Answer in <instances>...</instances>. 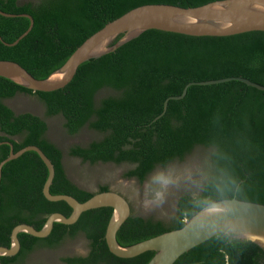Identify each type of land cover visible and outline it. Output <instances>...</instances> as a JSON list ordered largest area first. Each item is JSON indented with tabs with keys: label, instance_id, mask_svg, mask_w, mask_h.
Wrapping results in <instances>:
<instances>
[{
	"label": "trees",
	"instance_id": "obj_1",
	"mask_svg": "<svg viewBox=\"0 0 264 264\" xmlns=\"http://www.w3.org/2000/svg\"><path fill=\"white\" fill-rule=\"evenodd\" d=\"M214 0H0V10L28 13L31 30L17 44L0 40V59L19 63L43 79L59 68L88 36L126 11L143 4L167 3L193 7ZM29 25L26 17L0 15V36L12 43ZM120 37L117 36L112 43ZM242 76L264 85V31L228 36H190L149 29L113 52L81 63L64 87L40 92L0 76V161L27 145L38 146L54 166L51 194H68L85 201L93 193L74 185L61 164L62 152L44 137V120L29 112L15 115L2 102L16 92L36 95L48 116L61 115L70 135L87 127L102 134L69 153L90 163H129L125 172L143 181L157 165L162 167L199 147L204 181L198 194L184 193L169 222L130 214L116 233L122 246L177 229L211 201L235 197L264 204V90L237 80L211 85L190 81ZM102 90H109L99 97ZM103 96V95H102ZM14 137H17L14 138ZM10 143V144H9ZM47 168L34 151L6 162L0 180V245L8 246L10 232L19 223L40 229L49 214L69 215L66 202L49 201L42 193ZM107 190L101 186L99 191ZM112 208L82 212L73 224L54 223L43 238L20 232V249L1 256L2 264L20 262L35 247H56L65 238L83 232L90 241L84 257L62 258L64 264H147L154 251L131 258L113 255L104 232ZM173 264H264V251L249 240L216 234L181 254Z\"/></svg>",
	"mask_w": 264,
	"mask_h": 264
},
{
	"label": "water",
	"instance_id": "obj_2",
	"mask_svg": "<svg viewBox=\"0 0 264 264\" xmlns=\"http://www.w3.org/2000/svg\"><path fill=\"white\" fill-rule=\"evenodd\" d=\"M0 15L5 17L21 16L29 19V25L26 30L12 43L2 40L0 36V40L7 46L17 44L20 39L28 34L33 26V18L28 13L14 14L0 10ZM149 29L190 36H228L255 30L264 31V0H214L193 7L167 3L139 5L107 22L103 27L88 36L75 48L66 61L46 78H36L19 63L1 59L0 76L8 78L32 91H53L68 84L81 63L113 52L125 42ZM119 35L120 37L117 41L112 43ZM229 80H237L258 90H264L263 84L242 76L190 81L184 85L180 94L169 96L164 100L162 111L153 121L164 114L169 99H181L190 85H211ZM9 101V98L2 100L4 104L11 107ZM74 139L71 140L74 141ZM64 150L66 151L65 148ZM26 151L36 152L47 168V177L42 186L44 197L49 201L62 200L66 202L71 211L67 216L61 212H52L47 216L40 229H36L28 223H19L13 226L10 232V244L9 246H0V256H13L19 251L20 241L17 235L20 232L43 238L51 232L54 223L73 224L78 220L82 212L99 207L112 208L105 227L104 239L108 250L117 257L131 258L145 251H154L147 264H173L181 254L216 234H225L239 240H249L264 251V204L240 200L235 197L209 202L177 229L165 231L132 245L122 246L116 239V233L130 215V206L125 196L117 191L105 190L93 193L85 201H79L68 194H51L49 188L54 177V166L38 146L27 145L17 151H13L10 144L8 156L0 161V180L2 166ZM173 162L167 165L168 170L165 171V175L170 176L173 181L169 184L165 195L174 193L176 203L182 194L189 193L187 192L188 189H192L193 192L191 193L194 195L200 192L201 186L200 184L197 185L196 179H198L202 170V162L194 151L186 155L183 161L175 160ZM174 167H179L180 169L173 170ZM159 168H162V166L157 165L147 174L143 181L131 176L125 178L122 183L133 179L135 182H142L144 185L147 178ZM65 170L67 177L72 182L79 187L84 186L82 177L71 174L66 166ZM140 200V216L144 218L150 217L152 210L145 211L142 206V197ZM151 207L158 211L161 205H153ZM152 217L161 220L156 213L152 214Z\"/></svg>",
	"mask_w": 264,
	"mask_h": 264
},
{
	"label": "rangeland",
	"instance_id": "obj_3",
	"mask_svg": "<svg viewBox=\"0 0 264 264\" xmlns=\"http://www.w3.org/2000/svg\"><path fill=\"white\" fill-rule=\"evenodd\" d=\"M29 0H18V3H24ZM111 93L109 90H102L98 93L99 96L106 95L107 93ZM10 102V101H9ZM15 102L18 104L22 110L30 109L33 111L38 110V112L44 113L43 104L41 103L40 99L36 95H26V94H18L15 96V98L11 99V103ZM54 119V123L48 125V131L49 134L53 135V137L56 139L57 142L63 145V147L67 150V147L72 144L70 141L71 139H74L77 144L84 145L85 143L94 140L99 139L102 134H100L97 131L88 129L87 127L82 128L80 132H78L76 135H69L65 132L63 127L61 126V118L56 116H50L48 117V120ZM195 155L200 159L202 162L203 155L205 152V149L198 148L194 150ZM70 164H65L67 170L73 174V175H79L84 179V186L88 187L91 186V188L96 187L99 184H110L115 188V191L122 193L125 197L131 201V203L135 206V209L140 213V199L142 197V193L144 190V186L142 182H135L133 179H129L128 182L122 183V181H125V172L131 168V165L129 163H121V164H114V163H102L97 162L95 164H89L87 162H82L77 158L67 157ZM175 163V162H173ZM180 164V162H178ZM179 167H174L173 170H178ZM168 168L162 167L157 169L151 176H149L146 180L148 182L153 175L159 172H163L166 174L165 171H167ZM204 175L202 173V170L199 174L198 179H196L197 185L201 184L204 180ZM186 190V189H185ZM189 193L193 192L192 189H188ZM175 195L174 193H167L165 195V201L161 205L160 208H158V211L156 209L152 210V214L157 215V217L161 218L163 221H169L171 214L175 211L176 203H175ZM177 202V201H176ZM152 214L150 217H152ZM72 240L75 241H83L81 236H77L76 238H67L64 240L63 243H69L67 246L72 245ZM78 242V243H79ZM61 245H58L56 247L48 248V247H37L36 250L31 254L30 258L28 259L27 263L25 264H63L61 261L62 253L64 251V246L60 247ZM77 249V248H76Z\"/></svg>",
	"mask_w": 264,
	"mask_h": 264
},
{
	"label": "flooded vegetation",
	"instance_id": "obj_4",
	"mask_svg": "<svg viewBox=\"0 0 264 264\" xmlns=\"http://www.w3.org/2000/svg\"><path fill=\"white\" fill-rule=\"evenodd\" d=\"M29 1H34V0H29ZM27 2V1H26ZM18 94H26V95H33V94H29V93H26V92H16L15 93V95L14 96H12V97H10L9 99H10V108L12 109V111L14 112V114L15 115H17V114H20V113H24V112H29V113H32L33 115H36V116H38L40 119H42V120H44L45 121V123L47 124V126L49 125V124H52V123H54V119H51L50 121L48 120V117H50V116H48L47 114H46V111H45V107H44V105H43V108H44V113H42V112H38V110H36V111H33V110H30V109H25V110H22L21 109V107L18 105V104H16L15 102H12L11 103V99H13V98H15V96H17ZM105 95H103V96H99V97H104ZM41 103H42V101H41ZM43 104V103H42ZM16 112H18V113H16ZM56 117H58L59 116V118H61V126L63 127V122H64V119H63V117L61 116V115H55ZM52 117V116H51ZM84 128V127H83ZM48 129L49 128H47L46 129V131H45V133H44V137L48 140V141H50L51 143H53L58 149H60L61 150V152H62V156H61V164H62V166H63V170H64V173L66 174V170H65V164H70L69 163V160H68V158L67 157H72V158H77V159H79L80 161H82V162H87V163H89V164H95V163H97V162H95V163H90V162H88V161H83L80 157H78V156H74V155H71L70 153H69V150H70V148L72 147V146H76V145H79V146H86V145H80V144H77V143H75L76 142V140L74 139V141L73 140H70L71 142H72V144L70 145V146H68L67 147V150L65 151L64 150V147H63V145L62 144H60L59 142H57L56 141V139L53 137V135H51V134H49V131H48ZM63 129L65 130V132H66V129L63 127ZM80 130H82V129H80ZM80 132V131H79ZM67 133V132H66ZM70 135V134H69ZM74 135H76V134H74ZM72 136V135H71ZM16 139H17V137H16ZM58 143H59V145H61V146H59L58 145ZM98 162H101V161H98ZM110 162V161H109ZM102 163H108V162H102ZM110 163H113V162H110ZM123 163H126V162H123ZM114 164H117V163H114ZM119 164H121V163H119ZM131 165V167H133V164H130ZM130 169V168H129ZM67 176V175H66ZM68 178V177H67ZM69 179V178H68ZM70 180V179H69ZM204 180V179H203ZM71 181V180H70ZM72 182V181H71ZM74 185H76L74 182H72ZM104 185H106L107 186V190H113V191H115V188L112 186V185H110V184H99V185H97L96 187H94V188H91V186H89V188L88 187H86V186H83V187H79L78 185H76L77 187H79V188H82V189H84V190H86V191H89V192H91V193H96V192H100L99 190H100V188H101V186H104ZM126 199H127V201H128V203H129V206H130V214H133V215H138V216H140V214H139V212L135 209V206L131 203V201H129V199L127 198V197H125ZM173 215H174V212L171 214V216H170V220L172 219V217H173ZM147 218H149V217H147ZM151 218H153V217H151ZM154 219V218H153ZM169 220V221H170ZM163 221V220H162ZM169 221H167V222H169ZM163 222H166V221H163ZM166 222V223H167ZM77 236H81L82 237V240L83 241H81V242H79V241H75V240H72V245L71 246H67L69 243H71V242H68V243H63L64 242V240L65 239H67V238H65L59 245H63L62 247L64 248V251H63V253H62V256H60L61 257V261H62V258H65V257H84V256H86L88 253H89V251H90V241L86 238V236L84 235V233L83 232H80V233H78L76 236H74V237H71V238H76ZM69 238V237H68ZM79 242V243H78ZM9 244H10V242H9ZM0 246H3V245H0ZM9 246V245H8ZM60 246V247H61ZM36 248L37 247H35L31 252H29L25 257H24V259H22L20 262H15V261H11V262H9V264H25V263H27V261H28V259L30 258V256H31V254L36 250ZM77 248V249H76ZM18 253V252H17ZM16 253V254H17ZM15 254V255H16ZM14 256V255H13ZM1 257V256H0ZM7 257H9V256H7ZM0 262H1V260H0ZM62 263H63V261H62ZM2 264V263H1ZM64 264V263H63Z\"/></svg>",
	"mask_w": 264,
	"mask_h": 264
},
{
	"label": "clouds",
	"instance_id": "obj_5",
	"mask_svg": "<svg viewBox=\"0 0 264 264\" xmlns=\"http://www.w3.org/2000/svg\"><path fill=\"white\" fill-rule=\"evenodd\" d=\"M173 181L163 172L156 173L145 183L142 193V206L145 211L153 210L151 206L162 205L165 201L166 190Z\"/></svg>",
	"mask_w": 264,
	"mask_h": 264
}]
</instances>
